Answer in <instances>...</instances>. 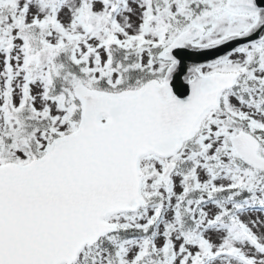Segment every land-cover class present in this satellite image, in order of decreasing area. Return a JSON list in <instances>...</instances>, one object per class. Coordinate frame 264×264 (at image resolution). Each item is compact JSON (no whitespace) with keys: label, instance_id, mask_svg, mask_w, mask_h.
<instances>
[{"label":"snow or ice","instance_id":"1","mask_svg":"<svg viewBox=\"0 0 264 264\" xmlns=\"http://www.w3.org/2000/svg\"><path fill=\"white\" fill-rule=\"evenodd\" d=\"M0 264H264V0H0Z\"/></svg>","mask_w":264,"mask_h":264}]
</instances>
